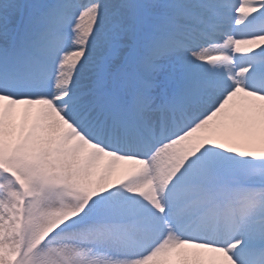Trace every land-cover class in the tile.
Masks as SVG:
<instances>
[{"label":"snow or ice","instance_id":"1","mask_svg":"<svg viewBox=\"0 0 264 264\" xmlns=\"http://www.w3.org/2000/svg\"><path fill=\"white\" fill-rule=\"evenodd\" d=\"M0 264H264V0H0Z\"/></svg>","mask_w":264,"mask_h":264}]
</instances>
